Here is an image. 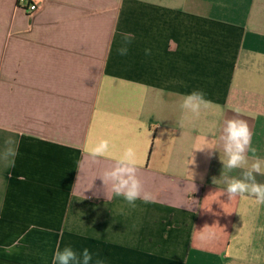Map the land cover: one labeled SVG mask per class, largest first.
I'll return each instance as SVG.
<instances>
[{
	"label": "crops",
	"instance_id": "obj_1",
	"mask_svg": "<svg viewBox=\"0 0 264 264\" xmlns=\"http://www.w3.org/2000/svg\"><path fill=\"white\" fill-rule=\"evenodd\" d=\"M18 1L0 0V264L65 246L90 264H264V203L230 201L201 151L222 155L217 129L239 119L264 158V0ZM194 90L198 114L180 107ZM128 148L154 196L135 208L102 181Z\"/></svg>",
	"mask_w": 264,
	"mask_h": 264
},
{
	"label": "clouds",
	"instance_id": "obj_2",
	"mask_svg": "<svg viewBox=\"0 0 264 264\" xmlns=\"http://www.w3.org/2000/svg\"><path fill=\"white\" fill-rule=\"evenodd\" d=\"M132 33H122V44L117 48L120 56L128 55V45L132 42ZM145 55H150L151 50L145 49ZM209 101L205 99L203 91L194 90L183 96L180 107L186 112L198 114L202 107H206ZM219 143L222 144L221 149L217 147H207L209 157L218 153L222 170L218 179H213V184L223 185V193L228 194L231 201L235 197L249 195L255 197L258 203H264V184L256 181L257 175H264V158L255 156L256 149L252 147V133L243 120L229 119L223 122V125L217 129ZM108 142L100 141L95 150V155H100L107 151ZM246 153H252L253 163L249 164V156ZM18 155L13 148H8L2 155V158L8 161V164L14 166L15 157ZM233 169H241L239 177L226 174ZM192 178L196 175L190 171ZM137 161L136 154L132 148L124 151L123 155L114 162V167L105 171L103 176V184L105 181L110 183L111 191L115 198H122L130 207L135 208L136 202L141 200L143 203H149L154 196L143 189L141 181L137 177ZM20 179H25L20 177ZM135 228V225H133ZM213 227V226H212ZM212 227L205 226L201 231L196 230V234L202 238L205 235V229ZM208 236L212 233L209 231ZM92 254L87 248L77 254L71 246H65L62 250L57 249L52 256V264H90Z\"/></svg>",
	"mask_w": 264,
	"mask_h": 264
},
{
	"label": "built area",
	"instance_id": "obj_3",
	"mask_svg": "<svg viewBox=\"0 0 264 264\" xmlns=\"http://www.w3.org/2000/svg\"><path fill=\"white\" fill-rule=\"evenodd\" d=\"M18 6L26 8L31 13H34L38 9V6L30 2L29 0H19Z\"/></svg>",
	"mask_w": 264,
	"mask_h": 264
},
{
	"label": "rangeland",
	"instance_id": "obj_4",
	"mask_svg": "<svg viewBox=\"0 0 264 264\" xmlns=\"http://www.w3.org/2000/svg\"><path fill=\"white\" fill-rule=\"evenodd\" d=\"M21 9H23V10H26V11H27V9H26V8H24V7H23V8H21ZM30 13H31V12H30Z\"/></svg>",
	"mask_w": 264,
	"mask_h": 264
}]
</instances>
